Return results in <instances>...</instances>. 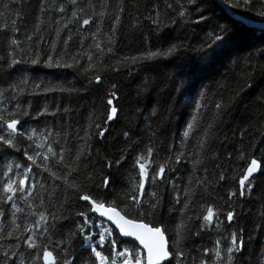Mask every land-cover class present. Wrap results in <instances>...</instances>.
Returning a JSON list of instances; mask_svg holds the SVG:
<instances>
[{
	"label": "snow or ice",
	"instance_id": "1",
	"mask_svg": "<svg viewBox=\"0 0 264 264\" xmlns=\"http://www.w3.org/2000/svg\"><path fill=\"white\" fill-rule=\"evenodd\" d=\"M228 9H242L250 11L256 9L258 17H264V0H164L165 15L173 25L198 26L204 33L200 50L205 57L215 56L233 44L230 27L227 21L215 15L214 9L219 5ZM13 6L20 9L16 18L0 25V264H73L77 256L73 254L71 241L79 238L81 248L88 253L81 258V264H185L187 259L196 258L184 251L186 241L212 227L220 228L224 223L220 219L222 213L213 205H207L202 212H196V197L201 189H207L210 180L207 175L201 176V171L207 173L206 161L211 159V144L216 139V131L223 123L232 99L221 96L213 102L214 113L210 121L206 120L205 110L210 101L204 93H200V100L196 102L191 121L187 123L181 141L187 146L191 140H196L195 149L191 154L184 150L174 152L164 163L153 167V148L147 147L146 152L140 153L135 160L137 176L132 186L125 192H116L111 188V177L103 176L99 180L96 174L86 169L90 156L91 134L85 130L80 140L84 144L71 154L70 149L60 146L54 140V132L46 125L43 130L36 127H26L30 120H39L43 116H55L59 111L43 109L32 112L31 100L33 95H47L50 92H71L74 88L63 85L45 84L29 76L30 68L20 67L30 64H43L46 68L70 69L81 72L89 85H102V76L98 74L96 65L92 63L96 53L86 54L89 61L85 67L81 63L82 55L79 51L69 55L68 45L73 40L69 25H78L79 29L90 24H96V31L91 33L94 48L97 53H111L117 27L120 25L122 14L125 12L123 0L113 9V20L109 32L105 34L107 48L99 40L102 34L103 18L109 15L112 8L111 0H43L39 7L40 15L50 14L55 24L56 36L68 30L63 39L62 51L57 50L56 42L50 44L48 50L42 49L44 37L40 34V24L34 26L31 34H26V41L31 42L26 49L18 34V21L23 18L24 0H13ZM5 8L9 5L5 4ZM154 16L151 19L156 29L163 23L161 10L153 7ZM3 14L0 13V16ZM83 47V40L80 42ZM183 40L169 43L166 48L148 49L137 56L124 57L120 64L124 67L144 65L147 62L179 59L184 50ZM31 51L32 54L28 55ZM259 51L264 57V47L249 51L241 76L250 88V77L259 72L264 75V65L254 63V53ZM68 56V59L65 57ZM97 62L103 64L102 56L96 55ZM239 67V63L237 64ZM114 71H120L116 67ZM198 69L193 67L186 72L177 73L181 77L176 90L183 95L191 86ZM184 76H187V84ZM175 83V81H174ZM150 86L146 82L137 91L142 95ZM25 97V99H21ZM106 111L95 122L100 139L105 138L108 125L117 120L121 109L116 101L119 100L117 85L111 84V89L105 92ZM7 101V103H6ZM172 101L169 94L164 104ZM174 106V105H173ZM257 106L264 108V92L257 98ZM154 108L151 116L159 118L162 112ZM65 111H67L65 109ZM264 120V116L261 117ZM89 127H92L90 125ZM155 133H153L154 135ZM59 135V133H55ZM123 135L127 138L129 133ZM198 138V139H197ZM26 142V143H24ZM55 145V146H54ZM85 148L88 149L86 154ZM58 149V150H57ZM23 160L15 159L21 153ZM241 153V158H243ZM123 159V157H121ZM184 161L192 164L191 176L186 183L171 185V207L169 212H179V223L173 228L174 237L169 243L163 211L166 207L165 196L152 190L146 193V185L153 188L157 183H163L166 170L175 172L176 167ZM113 163L119 165L121 160L105 161V167L111 169ZM150 169L152 173L150 175ZM261 171V164L257 159H251L243 175L238 179V188L229 191L228 200L238 198L240 201L253 198L255 175ZM219 181H225L224 174L219 175ZM261 208L254 218L253 231L256 234L264 232V196L261 197ZM178 206V207H177ZM242 214L235 207H230L224 213L227 224L231 227L234 220ZM63 221H71L68 234L65 235ZM199 222L198 230L193 222ZM114 226V227H113ZM59 235L61 239L54 237ZM252 235L245 237V228L240 227L229 232L221 240H216L213 249L203 248L199 264H236L238 258L245 251L246 243H250ZM6 241L10 243H5Z\"/></svg>",
	"mask_w": 264,
	"mask_h": 264
},
{
	"label": "trees",
	"instance_id": "2",
	"mask_svg": "<svg viewBox=\"0 0 264 264\" xmlns=\"http://www.w3.org/2000/svg\"><path fill=\"white\" fill-rule=\"evenodd\" d=\"M42 0H24L23 18L18 21L20 32L19 38L24 41L23 46L27 49L31 42L26 41V34H31L34 26L38 23V17L43 20L40 24V34L44 37L42 49L48 50L52 42H56L57 50L62 51L63 39L68 30L57 37L53 17L50 14L40 15L39 7ZM47 3L48 0H43ZM120 0H111L112 8L109 15L103 18L102 34L99 40L105 41L102 45L107 48L105 34L109 32L113 20V9ZM9 7L5 8L4 5ZM125 12L122 14L120 25L117 27L114 37L115 43L112 45L111 53H97L91 33L96 31V24L84 26L79 29L78 25H69L73 34V40L69 42V55L79 51L82 55L81 63L87 67L89 61L86 54L96 53L102 56L103 64H99L96 55L93 56L92 63L96 65L99 75L102 76V85H89L88 80L81 72L70 69L46 68L41 65L32 66L30 64L21 65L32 69L29 76L45 84L63 85L65 88H74L71 92H50L47 95H33L26 97L31 100L33 114L48 107L49 111H59L55 116H43L39 120H30L26 127H36L41 130L45 125L53 130L54 140H58L60 146L71 150L74 155L84 142L80 137L87 130L92 138L87 141L91 145L88 163L84 168L96 174L99 180L103 176L111 177V188L116 192H125L132 186L133 179L137 176L135 160L140 153L146 152L147 147L153 148V167L165 162L174 154L184 150L191 154L196 146V140H191L187 146H182L183 133L186 125L191 121L194 114V107L200 100V93H204L208 101V108L205 110V119H212L214 108L213 102L221 96L231 98L228 113L223 116V123L216 131V139L211 144V159L206 161L207 173L201 171L199 175H207L210 185L207 189H201L196 197V212H202L207 205H213L222 213L220 219L224 221L220 228L212 227L186 241L184 249L186 256L196 258L199 264L202 249H213L216 240H221L223 248V237L229 232L240 227L245 228V237L252 235L250 243H246L245 251L238 258L236 264H264V232L256 234L253 231L254 218L261 208V197L264 196V108L257 106V98L264 92V75L259 72L250 77L251 87H246V81L241 76V69L244 66V57H247L250 50L264 47V27H253L251 23L264 24V17L255 14L256 9L244 11L242 9H232L233 15L224 7L219 5L214 9L215 15L221 20L228 22L230 35L233 40L228 50L215 56L205 57L200 50L201 39L204 35L198 26H186L183 24L173 25L164 14L166 9L164 0H123ZM158 6L161 10V20L163 23L160 29L152 23L149 16H154L153 7ZM20 9L13 6V0H0V25L7 22L11 26V21L16 18L15 14ZM237 17L245 19L238 20ZM83 40V47L80 42ZM183 40L184 50L179 59L169 58L168 60H158L147 62L144 65L124 67L120 61L124 57L137 56L148 49L166 48L169 43ZM0 54H4L0 52ZM32 52L29 51L28 55ZM69 57L66 56L65 59ZM239 63V67L237 64ZM254 63L264 65V57L259 51L254 53ZM119 67L120 71L113 69ZM197 68L198 71L193 78V82L187 91L181 95L176 90L181 79L177 73L186 72L190 68ZM187 84V76L183 77ZM175 81V83H174ZM146 82H150L148 89L142 95H137ZM117 85L119 100L116 101L121 111L117 120L108 125V132L105 138L100 139L94 127L95 122H101L106 111L105 92L111 89V84ZM171 95L172 101L164 104V100ZM25 99V97H21ZM160 102L159 112L162 115L152 117L151 113L157 108ZM7 103V101H6ZM174 105V106H173ZM65 109L67 111H65ZM92 125V127H89ZM127 131L129 137L123 133ZM59 135H55V133ZM153 133H155L153 135ZM198 139V138H197ZM26 143V142H24ZM55 146V145H54ZM58 150V149H57ZM87 154L88 149L85 148ZM243 153V158H241ZM123 157V159H121ZM23 160L22 152L14 157ZM257 159L261 164V171L255 175V185L253 198L240 201L233 198L228 200L229 191L238 188V179L243 175L251 159ZM121 160L119 165L113 163L111 169L105 167V161ZM170 167H176L177 171L166 170V178L163 183H157L155 188L146 185V193L157 190L165 196L166 207L163 211L165 225L169 229L167 235L172 244L174 237L173 228L179 223V212H169L171 207V185L169 180L178 185L187 182L191 176L192 164L184 161L179 165L174 163ZM152 170L150 169V175ZM224 174L227 179L219 181V175ZM178 207V206H177ZM230 207H235L237 211L242 210V214L234 220L230 227L223 215ZM65 235L68 234L71 221H63ZM193 227L198 230L199 222L194 221ZM61 239L59 235L54 237ZM10 243L8 241L5 242ZM73 254L77 259L73 264H81V258H86L88 253L81 248L79 238L71 241ZM176 264V261H173ZM185 264H192V259H187Z\"/></svg>",
	"mask_w": 264,
	"mask_h": 264
},
{
	"label": "water",
	"instance_id": "3",
	"mask_svg": "<svg viewBox=\"0 0 264 264\" xmlns=\"http://www.w3.org/2000/svg\"><path fill=\"white\" fill-rule=\"evenodd\" d=\"M221 6H223L222 4H221ZM230 13H232V10L231 9H228V8H226ZM238 19H240V20H243V21H245V19L244 18H242V17H238ZM251 26H253V27H264V24H260V23H251ZM257 174V173H256ZM170 243V242H169Z\"/></svg>",
	"mask_w": 264,
	"mask_h": 264
},
{
	"label": "rangeland",
	"instance_id": "4",
	"mask_svg": "<svg viewBox=\"0 0 264 264\" xmlns=\"http://www.w3.org/2000/svg\"><path fill=\"white\" fill-rule=\"evenodd\" d=\"M222 7H224V6H222ZM225 9H226V7H224ZM227 10V9H226ZM232 10V9H231ZM228 11V10H227ZM233 10H232V15H233ZM235 17L238 19V17H237V15H235ZM238 20H240V19H238Z\"/></svg>",
	"mask_w": 264,
	"mask_h": 264
}]
</instances>
